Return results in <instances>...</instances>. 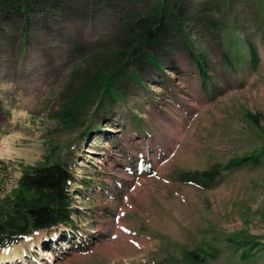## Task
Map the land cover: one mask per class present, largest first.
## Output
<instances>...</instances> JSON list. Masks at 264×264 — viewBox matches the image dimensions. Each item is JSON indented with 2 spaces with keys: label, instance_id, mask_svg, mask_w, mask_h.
Segmentation results:
<instances>
[{
  "label": "rangeland",
  "instance_id": "rangeland-1",
  "mask_svg": "<svg viewBox=\"0 0 264 264\" xmlns=\"http://www.w3.org/2000/svg\"><path fill=\"white\" fill-rule=\"evenodd\" d=\"M160 3L157 63L128 57L124 24ZM263 147L264 0H0V198L26 166L76 178L72 226L0 264H264Z\"/></svg>",
  "mask_w": 264,
  "mask_h": 264
},
{
  "label": "trees",
  "instance_id": "trees-1",
  "mask_svg": "<svg viewBox=\"0 0 264 264\" xmlns=\"http://www.w3.org/2000/svg\"><path fill=\"white\" fill-rule=\"evenodd\" d=\"M21 7L24 8L25 4L22 3ZM171 21L169 11L160 3L158 10L151 16L135 20L133 24L126 22L124 25L127 28L125 31L128 35L127 40L120 44L123 53L135 58L146 56L150 62L156 64L155 55L149 52L150 44L160 32L167 30ZM250 55L255 64L257 60L255 50L251 49ZM115 60H119L118 54ZM120 67L124 66L118 68ZM115 74L114 69H110L101 71L98 75V83L108 94L112 89H116L112 84ZM246 159L247 157L232 159L224 166L216 164L211 170H202L195 174L182 172L181 175H187L188 181L192 184L208 186L216 179L218 167L222 166L226 170L238 166ZM75 179V174L63 162L56 161L23 168L11 193L0 198V248L18 243L34 231H52L58 230L61 226H72L74 209L69 188ZM200 262L201 260L197 259L195 264Z\"/></svg>",
  "mask_w": 264,
  "mask_h": 264
},
{
  "label": "bare ground",
  "instance_id": "bare-ground-1",
  "mask_svg": "<svg viewBox=\"0 0 264 264\" xmlns=\"http://www.w3.org/2000/svg\"><path fill=\"white\" fill-rule=\"evenodd\" d=\"M2 155H6V151H3ZM9 247H11V246H9ZM41 253H42L41 255L43 256V258L45 260L47 259V261H49V262L54 261V257L50 251L46 250V251H42ZM15 260L21 261L20 256L16 253H14L13 256L7 257V259H4L3 257L0 258V262H3V261H12L13 262Z\"/></svg>",
  "mask_w": 264,
  "mask_h": 264
}]
</instances>
